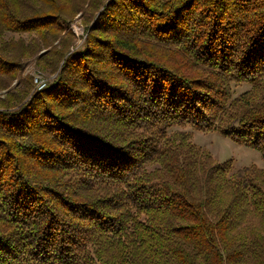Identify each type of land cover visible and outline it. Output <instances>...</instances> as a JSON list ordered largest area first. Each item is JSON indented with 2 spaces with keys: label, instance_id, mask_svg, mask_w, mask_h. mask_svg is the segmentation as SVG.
Segmentation results:
<instances>
[{
  "label": "trees",
  "instance_id": "obj_1",
  "mask_svg": "<svg viewBox=\"0 0 264 264\" xmlns=\"http://www.w3.org/2000/svg\"><path fill=\"white\" fill-rule=\"evenodd\" d=\"M99 2L0 0V87L65 56L0 110V264H264V169L168 133L264 159V0ZM78 13L99 35L53 45Z\"/></svg>",
  "mask_w": 264,
  "mask_h": 264
},
{
  "label": "rangeland",
  "instance_id": "obj_2",
  "mask_svg": "<svg viewBox=\"0 0 264 264\" xmlns=\"http://www.w3.org/2000/svg\"><path fill=\"white\" fill-rule=\"evenodd\" d=\"M106 0H100L99 2V10H101V5L105 3ZM81 13L76 14L73 17V20L69 23L68 29L71 32L61 33V36L53 43L62 44L63 41L65 43H71L68 50H81L85 43V40L88 37V33L90 32V28L93 24V18H89L86 20L83 18L84 16H80ZM64 33V34H63ZM94 33V35H99L98 32H90ZM62 37V39H61ZM23 38L25 41L28 39V34H16L11 32H6L3 34V39L8 41L9 39H17ZM61 39V40H60ZM155 45L152 46L154 48ZM47 51V48H41L39 52L33 54L31 56H27L22 60L21 69L14 80L10 81L8 87L2 88L0 87V110L3 108H9L11 106L6 105L4 102L9 101L11 104L17 102V95H20L22 88H25L26 82H28L26 77L31 79L30 91H36L39 82H45L46 88L53 80V78L59 73L60 67L63 63L65 56L59 61L54 69H51L50 66L54 63V58L48 54H44L42 59H39V55ZM47 53V52H46ZM67 53L66 55H68ZM50 55V56H49ZM5 81H0V86H4ZM43 88V89H44ZM249 89V84H233L231 87V95L232 98L237 97L240 93ZM29 96V95H28ZM26 101V100H25ZM176 131H184L189 132V143L195 145L196 147L208 151L211 154L212 159L215 162H225L231 161L232 164V172H236L245 166L254 165L260 169H264V159L261 155V152L255 148L250 146H245L243 144H238L233 140L221 136L219 133L214 131H205L198 130L189 125L186 126H173L168 129L169 132ZM148 170L151 169L152 165H156L154 163H145L144 164ZM64 178V177H63Z\"/></svg>",
  "mask_w": 264,
  "mask_h": 264
},
{
  "label": "built area",
  "instance_id": "obj_3",
  "mask_svg": "<svg viewBox=\"0 0 264 264\" xmlns=\"http://www.w3.org/2000/svg\"><path fill=\"white\" fill-rule=\"evenodd\" d=\"M38 85L39 86H37V89H41L46 85V83L45 82H39Z\"/></svg>",
  "mask_w": 264,
  "mask_h": 264
},
{
  "label": "bare ground",
  "instance_id": "obj_4",
  "mask_svg": "<svg viewBox=\"0 0 264 264\" xmlns=\"http://www.w3.org/2000/svg\"><path fill=\"white\" fill-rule=\"evenodd\" d=\"M44 87H45V86H44ZM44 87H43V88H44ZM43 88H41V89H43ZM41 89H38V90H41Z\"/></svg>",
  "mask_w": 264,
  "mask_h": 264
}]
</instances>
